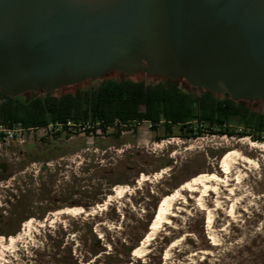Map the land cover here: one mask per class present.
Returning <instances> with one entry per match:
<instances>
[{
  "label": "rangeland",
  "instance_id": "374dc122",
  "mask_svg": "<svg viewBox=\"0 0 264 264\" xmlns=\"http://www.w3.org/2000/svg\"><path fill=\"white\" fill-rule=\"evenodd\" d=\"M130 76L159 81L143 73ZM251 107L264 112V100ZM104 132L90 138L40 129L0 142V237L8 244L21 233L7 264H264V142L236 133L183 138L177 128L167 137L162 124L149 122L117 123ZM229 151L254 164L237 161L225 174L221 162ZM208 174L226 182L202 200L201 193L182 191L170 223L142 245L164 197ZM121 185L130 190L119 196L115 189ZM66 208L85 213L53 216ZM27 221L32 224L25 226Z\"/></svg>",
  "mask_w": 264,
  "mask_h": 264
},
{
  "label": "water",
  "instance_id": "95a60500",
  "mask_svg": "<svg viewBox=\"0 0 264 264\" xmlns=\"http://www.w3.org/2000/svg\"><path fill=\"white\" fill-rule=\"evenodd\" d=\"M116 72L264 100V0H0L7 96Z\"/></svg>",
  "mask_w": 264,
  "mask_h": 264
},
{
  "label": "trees",
  "instance_id": "16d2710c",
  "mask_svg": "<svg viewBox=\"0 0 264 264\" xmlns=\"http://www.w3.org/2000/svg\"><path fill=\"white\" fill-rule=\"evenodd\" d=\"M124 78H102L98 86H73V92L27 93L12 98L1 92L0 124L12 128L19 124L24 129L73 120H91L104 125L114 121L125 126L142 122L162 124L167 137L177 128L180 137L195 138L211 135L249 136L264 142V112L251 107L255 102L234 101L228 94H216L183 86L182 80L173 81L161 76L157 82L135 81ZM92 81H86L90 83ZM236 128V132L231 130ZM205 130L207 132H205ZM169 195V194H168ZM133 249H129L132 253Z\"/></svg>",
  "mask_w": 264,
  "mask_h": 264
},
{
  "label": "bare ground",
  "instance_id": "6f19581e",
  "mask_svg": "<svg viewBox=\"0 0 264 264\" xmlns=\"http://www.w3.org/2000/svg\"><path fill=\"white\" fill-rule=\"evenodd\" d=\"M253 148L261 149V151H264V145L260 148L259 145H257L255 142L250 143ZM237 161H243L245 164H254L253 160H251L248 157L241 156L238 154V152L235 151H229L223 158L221 162V167L225 174L229 175L232 172V165L238 164ZM160 176V174H158ZM157 175V176H158ZM230 176V175H229ZM150 180L147 176H143L142 181H148ZM219 182H226V180L221 179L216 174H208V175H199L190 181L185 182L182 186H180L178 189H176L173 193L170 195H167L162 200V203L159 206L157 216L155 220L153 221L150 232L147 236L146 241L142 245L147 244L151 240V238L159 232L162 225L170 223L169 216H174L170 212L174 207V201L179 197L182 196V191H187L190 193H201V199L205 196H208V193L210 192H216L217 191V185ZM228 186V185H227ZM130 190L129 186H117L115 189V192L121 196L125 193H127ZM113 196H110L109 200L106 201V203L101 206V208L105 207L110 204L112 201ZM99 207V206H98ZM96 208V210H92V213H95L99 208ZM204 209V208H203ZM85 211L82 208H66L63 210H59L54 215H69V216H75L79 214H83ZM176 214V213H175ZM212 217L211 214L208 213V224L209 228L212 225ZM32 224V221H27L25 226H28ZM21 239V233L18 236H12L10 237L8 244L5 243L4 239L0 237V264H7L8 263V257L11 255V252L13 251V248L19 242ZM142 247V246H141ZM137 248L135 256L140 257V254L142 252V248ZM144 247V246H143Z\"/></svg>",
  "mask_w": 264,
  "mask_h": 264
},
{
  "label": "built area",
  "instance_id": "2783aa9c",
  "mask_svg": "<svg viewBox=\"0 0 264 264\" xmlns=\"http://www.w3.org/2000/svg\"><path fill=\"white\" fill-rule=\"evenodd\" d=\"M119 123L118 121H114L112 124L104 125L105 128L108 130L110 129V125H117ZM150 123V122H149ZM101 122H93L90 119L89 120H82L79 122H75L73 120H67L65 122H56L51 123L48 125H45L43 127L33 128V129H24L21 127V125L17 124L12 128H4L0 124V142H4V140H8L10 138L17 137H23V133L26 131H32V130H43L46 133L51 134H65L70 135L73 133H80L83 135H91L90 138H93V135H102L104 136L106 132H104ZM108 133V132H107Z\"/></svg>",
  "mask_w": 264,
  "mask_h": 264
}]
</instances>
